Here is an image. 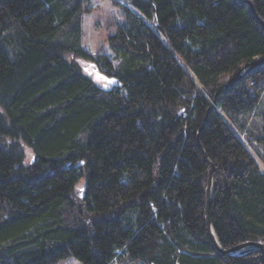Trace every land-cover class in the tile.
<instances>
[{
  "label": "trees",
  "instance_id": "trees-1",
  "mask_svg": "<svg viewBox=\"0 0 264 264\" xmlns=\"http://www.w3.org/2000/svg\"><path fill=\"white\" fill-rule=\"evenodd\" d=\"M111 1L0 0V264H264V0Z\"/></svg>",
  "mask_w": 264,
  "mask_h": 264
},
{
  "label": "rangeland",
  "instance_id": "rangeland-1",
  "mask_svg": "<svg viewBox=\"0 0 264 264\" xmlns=\"http://www.w3.org/2000/svg\"><path fill=\"white\" fill-rule=\"evenodd\" d=\"M90 10L82 17L81 42L84 49L92 54L109 53L107 36L113 31L110 29V22L122 19L120 6L112 3L111 0H91ZM109 28V29H108ZM82 65L92 72L86 61H80ZM90 74H96L92 72ZM259 108L264 110V93L261 96ZM258 119V117L256 118ZM258 121V120H256ZM261 152H264V145H257ZM28 152V150H27ZM26 152V153H27ZM56 264H81L76 258L69 257L59 260ZM112 264H139L131 260L113 261Z\"/></svg>",
  "mask_w": 264,
  "mask_h": 264
},
{
  "label": "water",
  "instance_id": "water-1",
  "mask_svg": "<svg viewBox=\"0 0 264 264\" xmlns=\"http://www.w3.org/2000/svg\"><path fill=\"white\" fill-rule=\"evenodd\" d=\"M244 1L249 5L251 11L254 13L252 3L249 0H244ZM262 63H264V57L255 59L249 62L248 64L244 65L228 80L225 87L230 86L231 84L235 83L242 76H244V74H246L251 68H253L256 65H260ZM95 73H96L94 74L95 76L100 75L97 71H95ZM109 83L114 84L115 80L109 79ZM214 104H215V101H214ZM205 158L208 163V172H207L206 189H205L204 218H205V224H206L208 236L210 240L212 241V243L214 244L215 249L227 255H233V254H237V253L247 251V250H259L262 252L264 256V243L260 241H252V240L243 241V242H240L226 249L222 248L220 244L218 243V240L216 238V235H215V232L212 226V222L210 219V206H211L212 196H213V168L214 167H213L212 162L208 160L206 156Z\"/></svg>",
  "mask_w": 264,
  "mask_h": 264
}]
</instances>
